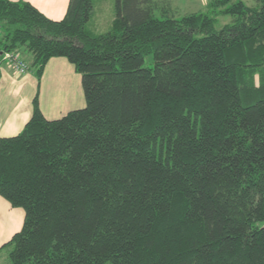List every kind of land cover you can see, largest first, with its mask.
Returning <instances> with one entry per match:
<instances>
[{"label":"trees","instance_id":"16d2710c","mask_svg":"<svg viewBox=\"0 0 264 264\" xmlns=\"http://www.w3.org/2000/svg\"><path fill=\"white\" fill-rule=\"evenodd\" d=\"M255 1L176 18L167 0H113L109 29L89 34L91 0H69L59 20L0 0V61L27 54L39 82L64 57L85 100L47 119L35 95L22 130L0 137V196L24 211L0 246L10 264H264Z\"/></svg>","mask_w":264,"mask_h":264},{"label":"crops","instance_id":"0c3cea01","mask_svg":"<svg viewBox=\"0 0 264 264\" xmlns=\"http://www.w3.org/2000/svg\"><path fill=\"white\" fill-rule=\"evenodd\" d=\"M25 1L31 3L45 16L53 20H59L64 16L69 2V0ZM100 1L104 6H112L113 9V0ZM185 1L190 4L197 0ZM208 1L206 0L200 6L205 7ZM113 16V11L109 12V10L105 20L102 15L100 16L99 23L104 28L103 30L107 31L109 29ZM101 32L104 31H99L98 33ZM94 33L97 34V32ZM18 54L28 64L29 56L22 52H18ZM35 95H37L40 110L47 119L56 118L62 114L64 115L69 110L81 108L85 105L81 76L66 58H50L44 67L39 82H37L29 68L25 72L20 73L12 65L1 61L0 137L13 136L22 130L24 124L31 116L32 99ZM23 218V209L12 207L0 196V246L8 241L15 232L20 230ZM2 249H0V252ZM3 263L10 264L6 259V254H4L3 258H0V264Z\"/></svg>","mask_w":264,"mask_h":264},{"label":"rangeland","instance_id":"374dc122","mask_svg":"<svg viewBox=\"0 0 264 264\" xmlns=\"http://www.w3.org/2000/svg\"><path fill=\"white\" fill-rule=\"evenodd\" d=\"M242 1L245 4L251 5V6L256 4L255 0H242ZM91 2H92V13H91L90 18L87 21V24L85 25V29L90 34H95L94 32L98 33L99 31H105V30H103L104 28H102L101 24L99 23L100 16L102 15V17H104V20H105V18H107L106 14H107L108 10H109V12H112L113 9H112V6L111 7L104 6V4L100 0H91ZM167 2L169 5V8H171V11L169 12L170 15L177 18V17H180L184 14H187V13H190L193 11L203 10L204 7L203 6L201 7L200 5L204 4L206 2V0H197L195 2H191L190 4H188V2H186L185 0H183V1L182 0H167ZM102 7H103V9H102ZM157 15H158V17H161V15H159V13H157ZM229 20H230L229 16H219L218 17V23L216 25H217V27H219L223 23H225ZM143 65L146 67L152 66V58L150 55L145 57ZM82 107H84V106H82ZM62 115H60L56 118H59ZM56 118H48V119H56ZM4 254H6V259L9 262L8 255H7L8 254V248L2 249V251L0 252V258H3ZM106 264H111V263H106Z\"/></svg>","mask_w":264,"mask_h":264},{"label":"built area","instance_id":"2783aa9c","mask_svg":"<svg viewBox=\"0 0 264 264\" xmlns=\"http://www.w3.org/2000/svg\"><path fill=\"white\" fill-rule=\"evenodd\" d=\"M1 61L12 65L20 73L27 70L26 62L16 52L4 51L1 56Z\"/></svg>","mask_w":264,"mask_h":264}]
</instances>
